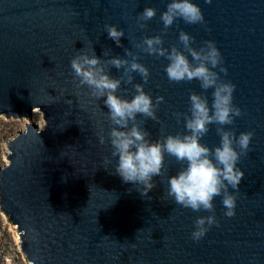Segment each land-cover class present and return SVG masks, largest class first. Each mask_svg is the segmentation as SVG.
I'll list each match as a JSON object with an SVG mask.
<instances>
[{
	"label": "water",
	"instance_id": "obj_1",
	"mask_svg": "<svg viewBox=\"0 0 264 264\" xmlns=\"http://www.w3.org/2000/svg\"><path fill=\"white\" fill-rule=\"evenodd\" d=\"M169 2L0 0V116L30 120L6 142L9 164L0 167V210L17 228L30 264H264V0H193L204 24L177 20L164 30L160 14ZM145 7L157 14L140 29L137 16ZM108 24L124 30L121 46L108 39ZM181 30L194 37L197 49L206 40L216 42L227 68L221 78L235 85L233 103L243 111L224 127L253 132L250 150L238 163L245 175L238 190L230 189L235 215L225 216L216 197L217 223L200 241L191 239L194 221L211 213L167 197V177L181 165L166 155L164 172L153 178L147 197L123 183L114 174L110 146L98 141L109 127L103 98L92 97L70 69L82 49L93 47L101 59L108 58L105 51L120 57L125 49L138 53L150 70L145 91L154 100L163 97L158 121L144 120L143 127L152 140L182 132L183 117L177 121L172 113L189 112L192 92L211 103L212 90L204 92L196 80L169 82L168 61L135 47L155 35L163 36L165 47H182ZM109 71L119 77L123 70ZM133 75L134 83H143ZM121 88L122 95H131L132 85ZM36 110L44 116L42 128L33 121ZM217 127L211 125L201 138L210 148L220 142Z\"/></svg>",
	"mask_w": 264,
	"mask_h": 264
},
{
	"label": "clouds",
	"instance_id": "obj_2",
	"mask_svg": "<svg viewBox=\"0 0 264 264\" xmlns=\"http://www.w3.org/2000/svg\"><path fill=\"white\" fill-rule=\"evenodd\" d=\"M211 2L205 0V3ZM156 14V8L145 7L137 16L139 28L145 29L147 21ZM177 20L187 24L205 22L201 7L193 0H170L166 10L160 14L164 30ZM105 32L108 39L121 46V38L125 35L123 29L108 24L105 25ZM178 41L182 47L172 45L168 48L164 46L162 35L145 36L135 47L168 61L164 72L169 82L196 80L204 92L212 90V99L209 103L207 96L192 92L189 95V112L172 113L177 121L183 117L184 130L156 140L150 138L143 123L147 119L158 121L157 108L163 97L154 100L145 91L144 84L150 78V70L139 62L138 53L125 49L126 56L120 57L110 56L105 51L104 56L108 58L101 59L93 47L82 49L71 59L70 69L79 85L86 86L92 97L97 100L103 98L109 127L106 136L103 133L98 135V141L102 145L107 142L110 146L111 157L116 160L114 174L123 183L134 185L142 197H147L155 187L153 178L164 172L166 155L174 157L181 165L175 174L167 177V197L184 208L211 213L194 221L191 239L200 241L217 223L214 211L216 197H221L225 216L235 215L236 196L230 189L238 190L245 175L238 163L241 156L250 150L253 132L237 134L236 130L224 127L234 124L243 111L233 103L235 85L221 78V73L227 74V68L223 65L216 42L206 40L197 49L193 47L194 37L183 30L179 32ZM110 67L122 69V74L113 77ZM133 74L140 76L143 83H134ZM122 84L132 85L131 95L121 94ZM123 92L128 93V89ZM213 124L218 125L216 134L220 142L210 148L201 142V138Z\"/></svg>",
	"mask_w": 264,
	"mask_h": 264
},
{
	"label": "rangeland",
	"instance_id": "obj_3",
	"mask_svg": "<svg viewBox=\"0 0 264 264\" xmlns=\"http://www.w3.org/2000/svg\"><path fill=\"white\" fill-rule=\"evenodd\" d=\"M42 114V113H41ZM28 119V118H27ZM7 119L0 116V167L9 164L6 155L9 154L6 142L24 132L25 124L30 120ZM33 121L41 128L45 126V119L34 113ZM0 264H30L21 248V239L16 227L9 223L7 217L0 210Z\"/></svg>",
	"mask_w": 264,
	"mask_h": 264
},
{
	"label": "bare ground",
	"instance_id": "obj_4",
	"mask_svg": "<svg viewBox=\"0 0 264 264\" xmlns=\"http://www.w3.org/2000/svg\"><path fill=\"white\" fill-rule=\"evenodd\" d=\"M35 114H37L39 117H41V118H42V114H41V112H40V111L36 110V111H35Z\"/></svg>",
	"mask_w": 264,
	"mask_h": 264
}]
</instances>
